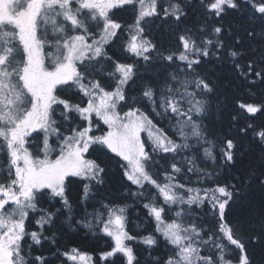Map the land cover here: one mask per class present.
I'll return each instance as SVG.
<instances>
[{
    "label": "snow or ice",
    "instance_id": "6c2138e0",
    "mask_svg": "<svg viewBox=\"0 0 264 264\" xmlns=\"http://www.w3.org/2000/svg\"><path fill=\"white\" fill-rule=\"evenodd\" d=\"M241 8L247 27L223 23ZM126 11L133 21L121 36L115 17ZM196 11L197 25L180 29L182 0H0V264H52L33 246H55L46 226L66 213L69 227L111 239L104 262L139 264L127 241L139 239L151 255L162 238L167 254L150 264H253L249 242L264 244V101L236 95L225 116L221 96L230 76L249 97L264 85V0H198ZM157 19L159 38L149 35ZM223 68L230 76L215 71ZM215 114L211 132L205 121ZM105 150L118 158L127 194L144 201L154 223L147 235H130L127 206L110 200L73 215L72 178L86 209L107 171L86 157ZM52 256L91 261L77 248Z\"/></svg>",
    "mask_w": 264,
    "mask_h": 264
},
{
    "label": "trees",
    "instance_id": "16d2710c",
    "mask_svg": "<svg viewBox=\"0 0 264 264\" xmlns=\"http://www.w3.org/2000/svg\"><path fill=\"white\" fill-rule=\"evenodd\" d=\"M166 2L167 0H160L161 7H163L166 4ZM182 2L187 6L188 16L185 18L183 22H181L180 29H183L185 25L189 27L197 25V22L203 18L196 11V9L198 8V0H182ZM248 15H249L248 10L244 8H241L238 11L230 10L228 14L224 16L223 23L225 25L231 24L234 26L239 24L247 27ZM115 18L122 25H125V32L121 33V36L126 35V26L127 24H130L133 21L131 11L117 13ZM261 23L262 22L260 20H256L255 26L259 28L261 26ZM160 25H161V21L157 19L152 24L151 29H149V35L159 38L161 32ZM169 31H170L169 27L165 25L164 26L165 35H167ZM178 32L179 30H177V34ZM171 42L173 44V47H175L178 43L175 40V38H173ZM164 43L167 44L168 41H164ZM113 51H118V49L114 48ZM208 68H212V65H208ZM173 70L174 68L167 69V71H173ZM157 71L163 72L164 69L158 68L152 72L145 74L144 81H146L148 78L155 79V72ZM215 71L221 76H230V73L226 68L216 69ZM230 78L233 79V88H230L226 93L227 100L224 99L223 95L221 96V100L223 101L221 107L223 108L224 105H227L225 116L227 115V112L231 111L233 97L236 95L245 94V98L254 100L257 103L264 101V85L257 84V86L252 90L255 93V95L249 97L246 94V87L242 83L235 81L233 77L230 76ZM144 81L138 80L136 85H133L132 87L137 88ZM219 91L221 93L224 92L223 81H221V86L219 88ZM135 94H136L135 92L130 90V95H135ZM213 103L215 105V102ZM148 111L149 112L151 111L150 107ZM214 112H215V108H214ZM219 118H220L219 114H215L213 115L211 121H207V120L205 121V123L208 124L209 130L211 132H215L217 127V125L214 124L212 121H216ZM155 119L159 122L161 127L167 129L169 132L173 131L172 122H169L168 120H161L160 117H155ZM144 138L147 139L146 134ZM38 140L39 138H35L31 141L30 150L35 151V145L36 143H38ZM245 143H247V141ZM105 153L106 154L102 155L94 152L90 156L86 157L89 159L98 158L99 161L103 162V165L106 166L107 169L105 175V183L103 185H96L93 188L94 195L93 198L88 202L86 209H85V205L80 201L81 185L79 184V181L76 178H72V183L69 185V197L73 205V215L76 217V219H80L83 216L85 210H87V212L89 213L93 211V205H95L97 201L104 200L105 202H107L110 200L115 203L124 204L127 206L128 220L126 223V231H128L130 235L135 236L137 238L147 235L148 232L154 231V223H151L149 221L147 212L143 208L144 201L133 198L127 194L126 187L128 186V184L127 181H125L123 178V173L119 163H117L118 158H111L112 154L107 153L106 150ZM210 163L211 162H209V164ZM195 180L196 178L192 177V186H199L195 184ZM42 206L49 207L50 205L48 203H44ZM56 207H59V205H56ZM197 212H200V210H197ZM200 214L203 215L204 213L201 212ZM168 215L172 216L174 215V213L169 212ZM66 216L67 213L65 214V216H61L60 218H58L55 225L46 226L48 228V231L45 232L46 236L51 237L53 234H55V240H56L55 246H53L50 242H45L43 248H40L38 246H33L34 251L32 255L43 254L47 256L50 260H52V264H80L78 260L71 261V260H67L63 256H60L58 258L52 256V252H54L56 248H59L61 251H65V250L70 251L72 248H77L82 253H85L91 257L92 264H112L113 260H115V264H123V258L110 257L107 262L101 261L100 253L102 251H108L110 249V246L112 244L111 239L108 237L100 238L97 236H93L92 232L83 228L82 226H77L73 224L72 227H69L68 223H65ZM36 229L37 226L35 224L34 219L27 222V230L29 232ZM246 242H248L247 238H246ZM31 243L32 242L30 238L26 239L25 251H27L28 246L31 245ZM127 243L129 244V246L133 247L137 255V258L139 260V264H150L151 258L153 256H163L167 254V249L163 243L162 238L159 247L156 249V251L152 252L151 255L149 254V251L146 250L145 246L139 242V239L127 241ZM248 251L252 258L253 264H264V244L252 245L249 242Z\"/></svg>",
    "mask_w": 264,
    "mask_h": 264
},
{
    "label": "rangeland",
    "instance_id": "374dc122",
    "mask_svg": "<svg viewBox=\"0 0 264 264\" xmlns=\"http://www.w3.org/2000/svg\"><path fill=\"white\" fill-rule=\"evenodd\" d=\"M98 134V133H97ZM80 263V262H79ZM90 264H92V262L90 261Z\"/></svg>",
    "mask_w": 264,
    "mask_h": 264
}]
</instances>
